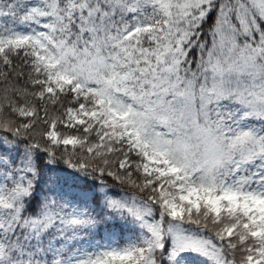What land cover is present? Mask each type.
<instances>
[{
  "label": "snow or ice",
  "instance_id": "6c2138e0",
  "mask_svg": "<svg viewBox=\"0 0 264 264\" xmlns=\"http://www.w3.org/2000/svg\"><path fill=\"white\" fill-rule=\"evenodd\" d=\"M0 264H264V0H0Z\"/></svg>",
  "mask_w": 264,
  "mask_h": 264
}]
</instances>
